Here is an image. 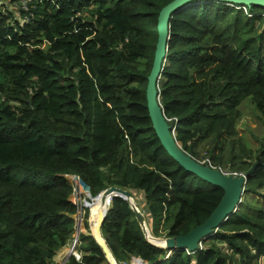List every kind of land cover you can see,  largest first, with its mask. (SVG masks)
Returning a JSON list of instances; mask_svg holds the SVG:
<instances>
[{
    "label": "trees",
    "instance_id": "trees-1",
    "mask_svg": "<svg viewBox=\"0 0 264 264\" xmlns=\"http://www.w3.org/2000/svg\"><path fill=\"white\" fill-rule=\"evenodd\" d=\"M171 1L0 0V264H52L71 241L78 209L66 174L94 197L111 186L141 194L155 237L186 234L219 205L224 191L169 156L147 108L157 19ZM166 60L161 103L183 149L227 172L260 163L238 211L198 252L149 243L121 197L102 236L118 263L264 264V8H181ZM247 98L262 126L255 141L238 129ZM83 218L89 230V210ZM78 248L81 261L68 264H108L93 235Z\"/></svg>",
    "mask_w": 264,
    "mask_h": 264
},
{
    "label": "water",
    "instance_id": "water-1",
    "mask_svg": "<svg viewBox=\"0 0 264 264\" xmlns=\"http://www.w3.org/2000/svg\"><path fill=\"white\" fill-rule=\"evenodd\" d=\"M202 1H219L228 5H243L247 7L255 5L264 8V0H173L165 5L161 9L157 19L158 37L152 68L147 79L146 100L153 129L169 156L178 162L186 171L195 174L210 185L220 187L224 191V195L219 205L203 224L197 225L186 234L163 238L155 237L151 234L147 218L141 211L132 191L118 186H111L95 197L90 193L88 203L86 204V207L90 210V218L92 215V203L95 199L99 198L103 203L102 212L95 228H92L91 221L89 223L92 230L91 235L94 236L96 242L101 247L108 264H118L117 259L102 236V226L113 197H121L128 201L144 238L149 243L170 251L184 249L189 253H195L200 251L203 243L212 237L231 215L238 211L246 193L245 186L247 179L254 173L260 163V161L255 163L246 173L227 174L221 168L197 161L176 140V131L172 129L169 124L170 120L165 116L161 103L160 89L161 73L167 61L168 42L170 40V20L181 8L192 5L193 2L201 3ZM78 227H80L79 218L77 219L76 228Z\"/></svg>",
    "mask_w": 264,
    "mask_h": 264
},
{
    "label": "built area",
    "instance_id": "built-area-1",
    "mask_svg": "<svg viewBox=\"0 0 264 264\" xmlns=\"http://www.w3.org/2000/svg\"><path fill=\"white\" fill-rule=\"evenodd\" d=\"M18 1L23 5V7H25L24 5L31 0H18ZM243 9L246 11L245 7H243ZM224 172L227 174H239L237 172H227V171H224ZM64 177L66 178L67 182L70 183L72 186L71 201L73 204L77 206V209H78V212L76 215V227H77L78 218L80 219V223L82 220L84 221L83 216L85 214V209H88L86 207V204L88 203V200H89V197L86 194L87 192H89V194L91 193L90 188L84 184L82 178L77 174H66L64 175ZM82 185H84L83 190L81 187ZM139 207L141 211L143 212V214L146 216V210L145 208H142L145 206H139ZM70 245H71V248H70L71 255L74 256L78 261H81L82 253L78 251L79 237L74 236L70 241ZM133 260L135 262L134 261H131V262L122 261L118 264H143L140 258L135 257Z\"/></svg>",
    "mask_w": 264,
    "mask_h": 264
},
{
    "label": "rangeland",
    "instance_id": "rangeland-1",
    "mask_svg": "<svg viewBox=\"0 0 264 264\" xmlns=\"http://www.w3.org/2000/svg\"><path fill=\"white\" fill-rule=\"evenodd\" d=\"M242 108H246L245 111V117L244 120L241 122L240 126L238 127L240 134H246L250 138L251 141H255L254 137H259L262 132V126H260V120L258 116H256V113L258 114L257 109L255 108V105L252 103L250 98H247L243 101ZM255 137V138H256ZM204 162V161H202ZM137 203H141L142 206H144V197L141 194H137L136 196ZM97 206L100 205V202L98 199H96ZM89 210V209H87ZM96 212V210H95ZM89 219H90V210H89ZM94 219H92V222ZM90 226V225H89ZM153 230L157 231L158 229H161V226H159L158 221H154L152 224ZM93 228V227H92ZM162 230V229H161ZM154 232V231H153ZM165 238V237H163Z\"/></svg>",
    "mask_w": 264,
    "mask_h": 264
},
{
    "label": "crops",
    "instance_id": "crops-1",
    "mask_svg": "<svg viewBox=\"0 0 264 264\" xmlns=\"http://www.w3.org/2000/svg\"><path fill=\"white\" fill-rule=\"evenodd\" d=\"M94 214H95V213L93 212V217H92V219H94ZM92 219H91V221H92ZM89 225H90V223H89ZM93 225H94V224H93ZM91 233H92L91 228H89V230H88V229L85 227V225H84V221L82 220L81 223H80V227L76 228V232H75V234L73 235V237H74V236L79 237L80 234H91ZM70 248H71V245H70V241H69V243H68L66 246H64V247H62V248H60V249L58 250V252L56 253V256H55L54 259H53V263H52V264H68L69 259H70V257L72 256V255H71V252H70ZM78 251H79V248H78ZM81 253H82V252H81ZM82 255H83V253H82ZM134 258H135V257H132V258L126 259V262L134 261V260H133ZM137 258H139V257H137ZM140 260L142 261L143 264H148L147 261H145V260H143V259H141V258H140ZM134 262H135V261H134Z\"/></svg>",
    "mask_w": 264,
    "mask_h": 264
},
{
    "label": "bare ground",
    "instance_id": "bare-ground-1",
    "mask_svg": "<svg viewBox=\"0 0 264 264\" xmlns=\"http://www.w3.org/2000/svg\"><path fill=\"white\" fill-rule=\"evenodd\" d=\"M81 187H82V190H83L84 185H82ZM86 195L88 196V193H87ZM88 197H89V196H88ZM98 200H99V202H100V205L98 206L97 211L94 212V213H95V214H94V218H96V221H95V222H92V225L94 224V225H93V228H95V226H96V224H97V222H98V220H99V218H100V215H101V212H102V207H103V203H102L101 199L98 198ZM93 203L95 204V206H97V204H96V199H95V201H94Z\"/></svg>",
    "mask_w": 264,
    "mask_h": 264
}]
</instances>
